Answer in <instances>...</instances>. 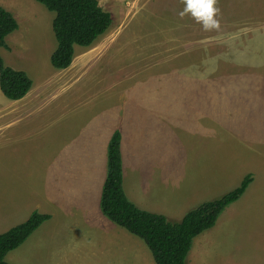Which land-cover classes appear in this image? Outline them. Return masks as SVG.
Returning <instances> with one entry per match:
<instances>
[{
  "label": "rangeland",
  "instance_id": "1",
  "mask_svg": "<svg viewBox=\"0 0 264 264\" xmlns=\"http://www.w3.org/2000/svg\"><path fill=\"white\" fill-rule=\"evenodd\" d=\"M98 2L109 11L111 25L89 46L74 45L70 65L61 70L49 61L56 45L51 27L54 13L35 0H0V6L17 22V28L5 37L0 56L5 65L25 71L32 81L28 94L19 100H10L0 91V141L10 137L8 141L15 143L17 139L20 147L12 167L24 163L21 147L25 146L33 167L31 182L39 179L37 188L50 200L41 205L54 213L43 222L63 216L58 225L68 232L61 233L57 226L41 237L56 243L55 247L37 252L22 248L20 254L17 247L5 255V261L155 264L139 237L98 210V187L89 195V206L81 202V210L76 206L71 210L70 205L63 209L47 192V184L53 181L50 168L59 156L65 161L61 152L68 145L74 150V165L90 166L89 180L102 182L106 173L103 141L119 131L120 120L132 119L137 106H146L148 94L155 98V105L163 103L162 116L160 108L153 112L154 120L157 116L167 120V113H176L174 120H193L181 116L191 101L198 103L201 126L202 120L216 118L217 137L211 136L216 143V164L210 165L211 173L199 174L208 176L206 182L212 188L199 194L198 183L188 177L196 173V165L191 164L196 162L195 153L183 149V173L178 180L168 179L160 186L149 179L134 183L131 179L126 184L127 197L133 201L135 194L147 192L146 206L134 202L138 207L178 221L187 210L236 187L249 173L252 181L245 192L221 211L211 228L192 239L186 260L194 264H264V67H257L264 62V56L258 60L257 51L258 43L262 41L264 46L260 39L264 38V0H215L218 25L209 30L189 13L180 15L184 0H136L134 5L131 0ZM209 93L214 119L205 111ZM190 110L194 112L192 106ZM184 140H190L187 133ZM83 177L88 180L85 170ZM122 187L125 193L124 183Z\"/></svg>",
  "mask_w": 264,
  "mask_h": 264
},
{
  "label": "crops",
  "instance_id": "2",
  "mask_svg": "<svg viewBox=\"0 0 264 264\" xmlns=\"http://www.w3.org/2000/svg\"><path fill=\"white\" fill-rule=\"evenodd\" d=\"M135 1L136 0H131V4L134 5L138 2ZM104 10L107 11L106 9ZM260 39L264 41V38ZM258 45V60L260 61L262 56H264V46L262 41L261 43H258ZM200 61H202V59ZM196 65L199 66V63H197ZM257 67H264V62H259L257 64ZM173 76L170 77V80H172L171 78ZM177 78H179V76ZM168 92L170 93V91ZM146 100L147 101L145 107H143V105L141 104L137 106L138 109L132 112V119L120 120L119 122L120 126L118 129L121 136L120 155L122 167V184L124 183L125 196H128L126 184L131 179L133 183L135 181L141 182L149 179L150 183H155L156 185L160 186L165 184L168 179H172L175 181L178 180L180 177L179 174H181V172L183 173V149L189 151L190 153H195L196 156V162L191 163L193 165H196V167H194V169H196V173L194 172L193 176H188L189 179L194 180L195 183H198L197 187L195 188H197L199 194L209 191L212 186L211 184H208L206 182L208 176L203 177L199 174L211 173L212 167L210 165L216 164V143H214L211 138L212 135H215V138L217 137L216 118L215 120H202L201 126V120H197L198 112L200 113L198 103L197 101H195V103L191 101L188 109L185 107L183 108L181 116L186 114L188 116H192L193 120H174L176 117V113H172L171 115L167 113V116L165 117L167 118V120L158 118V116V120H154L155 118H153V112L160 108L162 110L160 112V115L162 116L163 103H161V106L155 105V98L148 94L146 96ZM190 106H192L194 109V112L192 113L190 110ZM170 108L174 109L172 104ZM205 109L206 114L209 113L210 119H214L215 108L214 102L212 107V96L210 93L208 96V108L205 107ZM190 122H195V126L191 128L188 127L187 125ZM170 123L172 124L171 128H165V126H169ZM69 128L66 129V132L69 130ZM176 130H179L180 132H177ZM189 131H191V133ZM185 133L190 136V140L188 142H185L184 140ZM15 137L17 138L18 136L15 135ZM157 138L161 140H158ZM10 139L11 138L8 137L3 138L0 141V234L7 231L11 227L27 220L30 214L34 211H37L41 214L54 215L52 208L47 206L42 207L41 205L49 204L50 200L48 198H45L41 191L37 188L36 183L39 179L31 182L30 173L32 172L31 169L33 167L31 166L29 157H27L25 154V146L21 147L25 155L24 163L20 166L12 167L13 165H15L12 162L16 148H19L20 146H16L17 139L15 143H10L8 141ZM108 140L103 141L106 147ZM183 143H185V146L183 145ZM180 144H182L181 148L179 146ZM158 147L160 148V150L158 149ZM212 147L214 150L213 152L211 150ZM65 149L66 152H61V155L65 156V161L63 157L59 156L55 162V165L50 168V173L53 181L51 182V184H47L48 196L52 201L56 202L63 209H65V206L70 205L71 210L75 206L78 210H81L82 201H84L87 206L90 205L89 195H91V193L96 190V187H98L99 190L98 195L100 200L101 187L105 177L102 182L94 180L95 183H92V180H89L91 175V167L88 165H86L85 167L75 166L73 162V147L71 148V146L68 145ZM209 156L213 157L211 161L204 159L205 157ZM84 170L87 173L88 180H84ZM94 172L95 171L92 170V173ZM172 180L170 182L175 187L176 185ZM129 193L134 196L131 191H129ZM56 196H58V201H56ZM147 199H149V196L147 192H144L135 194L134 198L132 199L133 201H131L130 199L129 200L135 206L139 204L140 206H146ZM99 200L97 207L98 210H100ZM138 208L142 209L140 207ZM89 213H91L90 209ZM98 215L101 216V214L99 213ZM100 216H97V219H99ZM63 221L64 219L62 216L52 222H43L27 238L28 240L26 244H24L23 246H18L19 248L17 250V253L20 254L21 252H23L22 248H30L37 252L39 250L48 251L49 249L55 247L56 243L52 245L49 240H41V237L45 235L48 236L49 232L54 231L57 226H60L58 224L63 223ZM69 225L71 230H73L72 218L69 221ZM60 228L61 233L68 234V232L64 228H62L61 226ZM73 237L74 235L70 236L71 244L73 242ZM20 249H22L21 252ZM186 264H194V261H189L188 263L186 260Z\"/></svg>",
  "mask_w": 264,
  "mask_h": 264
},
{
  "label": "trees",
  "instance_id": "3",
  "mask_svg": "<svg viewBox=\"0 0 264 264\" xmlns=\"http://www.w3.org/2000/svg\"><path fill=\"white\" fill-rule=\"evenodd\" d=\"M54 13L51 27L56 45L50 54L55 69L67 68L74 53V45L89 46L111 25L110 13L98 0H35ZM17 28L12 13L0 6V47L5 37ZM32 81L23 70L4 64L0 56V91L10 100L23 98ZM120 132L113 131L106 147V175L101 187L99 207L102 214L116 225L139 237L149 249L155 264H186L192 239L211 228L221 211L245 192L252 181L251 174L243 176L239 184L220 197L205 201L188 210L180 220L170 221L164 215L135 206L122 188ZM49 218L34 211L27 220L0 234V264L7 252L20 246Z\"/></svg>",
  "mask_w": 264,
  "mask_h": 264
},
{
  "label": "clouds",
  "instance_id": "4",
  "mask_svg": "<svg viewBox=\"0 0 264 264\" xmlns=\"http://www.w3.org/2000/svg\"><path fill=\"white\" fill-rule=\"evenodd\" d=\"M184 3L185 7L180 15L189 13L204 30L217 27L218 22L214 18L218 12L214 6L215 0H184Z\"/></svg>",
  "mask_w": 264,
  "mask_h": 264
}]
</instances>
